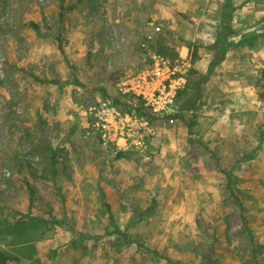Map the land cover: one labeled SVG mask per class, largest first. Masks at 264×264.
Listing matches in <instances>:
<instances>
[{
	"label": "rangeland",
	"instance_id": "obj_1",
	"mask_svg": "<svg viewBox=\"0 0 264 264\" xmlns=\"http://www.w3.org/2000/svg\"><path fill=\"white\" fill-rule=\"evenodd\" d=\"M155 54L187 85L152 161L85 139ZM0 157V264H264V0H0Z\"/></svg>",
	"mask_w": 264,
	"mask_h": 264
},
{
	"label": "built area",
	"instance_id": "obj_2",
	"mask_svg": "<svg viewBox=\"0 0 264 264\" xmlns=\"http://www.w3.org/2000/svg\"><path fill=\"white\" fill-rule=\"evenodd\" d=\"M157 29H160L157 27ZM147 40L153 34H147ZM146 47L147 43L143 42ZM150 67L137 70L118 83L119 92L127 99V107H120L109 96L97 97L86 108L84 137L101 149L112 152L129 151L144 161H152L149 147L158 135L155 121L165 125L175 123L176 104L180 92L187 85V67L160 55H153ZM114 62L109 59L108 69ZM110 70V71H111ZM10 169L0 157V178H9Z\"/></svg>",
	"mask_w": 264,
	"mask_h": 264
},
{
	"label": "trees",
	"instance_id": "obj_3",
	"mask_svg": "<svg viewBox=\"0 0 264 264\" xmlns=\"http://www.w3.org/2000/svg\"><path fill=\"white\" fill-rule=\"evenodd\" d=\"M31 24H32V26L37 27V24H35L34 22H31ZM206 80H207V77L202 78V79H200V80L198 81V89H197L198 92H197L196 96L193 98V103H194V104H195V103L197 102V100H199V98L202 96V88H203V86H204ZM119 153H122V152H119ZM33 196H34V193L31 195L30 200L33 199Z\"/></svg>",
	"mask_w": 264,
	"mask_h": 264
}]
</instances>
